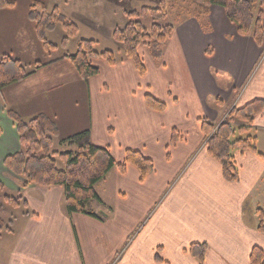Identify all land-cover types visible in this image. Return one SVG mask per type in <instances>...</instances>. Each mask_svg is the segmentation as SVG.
I'll use <instances>...</instances> for the list:
<instances>
[{"label":"crops","instance_id":"obj_1","mask_svg":"<svg viewBox=\"0 0 264 264\" xmlns=\"http://www.w3.org/2000/svg\"><path fill=\"white\" fill-rule=\"evenodd\" d=\"M31 2L0 8V55L45 64L0 91V172L13 175L3 159L20 148L8 109L24 119L50 117L58 145L88 130L91 143L107 146L117 162L127 149L137 150L152 160L153 171L140 180L133 165L124 172L113 167L101 180L104 191L96 190L101 202H91L98 217L68 213L59 186L21 188L13 175L26 205L0 233L1 264H114L118 256L116 264H198L186 251L194 242L206 243L204 264H249L252 247L264 250L255 213L264 210V158L236 151L239 178L226 181L206 151L201 120L219 123L233 106L264 101V16L257 43L212 6V30L193 17L178 22L143 77L126 58L113 66L97 59L99 73L84 81L63 53L41 61ZM171 59L176 69L168 74ZM146 94L164 102V110L149 108ZM250 128L264 154V107ZM174 129L180 136L172 143ZM105 188L113 191L115 208Z\"/></svg>","mask_w":264,"mask_h":264},{"label":"trees","instance_id":"obj_2","mask_svg":"<svg viewBox=\"0 0 264 264\" xmlns=\"http://www.w3.org/2000/svg\"><path fill=\"white\" fill-rule=\"evenodd\" d=\"M188 1L190 4L184 9L185 16L195 18L203 30H208L209 8L218 6L224 10L227 19L235 24L238 34L250 35L255 42L261 43L264 0ZM14 4V0H0V8L13 7ZM168 10L166 0H159L155 6L144 5L138 10H124L126 23L122 27H116L112 32V38L120 46L123 58L133 63L140 76L145 74L146 67L139 53V47H145L149 57L157 60L163 55L165 46L173 34L174 25L165 22ZM28 17L34 23L36 37L47 54L65 48L68 41L79 32L78 25L62 13L57 5L48 8L44 0H32ZM143 18L150 19L148 26L143 23ZM58 26L63 36L59 43H53L49 41L48 34ZM96 43L97 41L93 39L80 38L73 52L65 51L61 54V57L69 59L84 81L99 73V68L91 61L93 57L102 59L110 66L122 60V58L118 60L110 49L97 51ZM42 65L45 64L37 62L27 65L9 54L0 55V91L8 84L21 81ZM145 101L153 110L163 111L165 108L164 102L150 94L145 95ZM263 107L264 101L255 99L240 107L233 106L219 123L210 122L205 118L201 120L206 151L220 163L222 176L226 181L235 182L239 178L234 156L236 151L249 150L264 158V154L257 152L256 137L250 133L254 117ZM7 114L16 128L20 148L6 155L3 165L14 176L22 179L21 188L29 185L61 187L68 213L98 217L91 207L92 201L101 202L95 186L113 167L124 172L127 165H133L139 171L140 180L153 171L152 160L137 150L127 149L123 160L117 162L107 146L91 143L88 130L63 141L74 145V150H54L53 144L58 136V130L50 117L40 113L24 119L11 109L7 110ZM1 132L0 127V134ZM179 136L178 131L174 129L171 142L175 143ZM58 163H61L62 167ZM2 189L3 185L0 183V191ZM6 204L14 208H25L26 202L21 193L18 196L3 194L0 197V233L10 230L9 221H5L2 215ZM255 213L258 219L257 230L264 232V210L256 208ZM186 251L197 260L198 264H204L206 243H191ZM249 264H264L262 248L252 247Z\"/></svg>","mask_w":264,"mask_h":264},{"label":"rangeland","instance_id":"obj_3","mask_svg":"<svg viewBox=\"0 0 264 264\" xmlns=\"http://www.w3.org/2000/svg\"><path fill=\"white\" fill-rule=\"evenodd\" d=\"M14 1H15V4H19V5L30 3V0H14ZM44 1L46 2L48 8H51L57 4L60 11L78 25L79 32L75 37H73L72 39L68 41L65 48H62V49L59 48L53 51L52 54L45 53L44 57L40 58L41 61H48V59L52 60L53 58L58 57L60 53H64L65 51L73 52L76 47V42L80 38L93 39L97 41L96 46H95V49L97 51L110 49L115 53L118 60L120 58H123V52L119 48L120 46L113 40L112 32L116 27L118 26L122 27L126 23L127 18L125 17L123 13L124 10H132V9L138 10L140 9V7L144 5L155 6L157 5V2L159 0H44ZM166 3L168 4L169 10H168V17L165 22H169L173 24L174 28L177 29L176 24L182 21L183 18L184 19L187 18L185 16L186 13H184V9L188 8V4L190 3L188 0H166ZM211 9H212V6L209 8L210 11L207 17L208 24H209L207 31L212 30V26L210 22ZM221 10H222L223 15L225 16L224 10L222 8ZM225 18L227 17L225 16ZM142 21L147 26L150 24L149 18H143ZM62 36H63V32L61 28L58 26L56 29H54L52 32L48 34V39L49 41L53 43H59ZM139 53L141 57L143 58L145 67L147 68L148 67L147 62L149 61L150 57L147 53L146 48L143 46L139 47ZM97 59H100V58L93 57L91 61L97 60ZM150 60L152 61L153 59H150ZM174 61L175 60L173 59L172 62L168 63V69H167L169 70L168 74L171 71L172 72L175 71L176 69V66H175L176 63ZM117 63H119V61ZM93 65L95 64L93 63ZM62 72H64V75H69L68 71H62ZM149 78L155 80V82L161 81L157 75L156 76L153 74L149 75ZM180 82L182 81L180 80ZM180 82L178 84H180ZM53 149L57 151L74 150L75 146L70 145V144L58 145V143L54 141ZM58 165L62 167L61 163H58ZM0 181L3 183L2 185L4 186V188L0 191V197L3 194H7L10 196H18L20 192L19 190H16L15 185H17V183L13 175H11L10 173L6 171L0 172ZM102 182L103 181H100L98 182V184H96V190L98 192L104 191V189L102 188V186L104 187ZM105 190L107 191L106 195L111 197V200H110L111 202L110 204H108V206L111 208H115L116 204L114 200L115 198L112 195L113 191H111V189L107 190L106 188ZM5 207L6 209L2 213L5 221L7 220L9 221V218H13L14 215L18 214L17 211H20L21 209L20 207L14 208L9 204H6ZM130 237L129 239H127V241H130ZM2 239H0V246L5 247L6 243L4 239L3 240ZM6 241H7V237H6ZM2 257H3L2 254H0V264L3 259ZM118 258L119 256L116 258L114 264H116Z\"/></svg>","mask_w":264,"mask_h":264}]
</instances>
